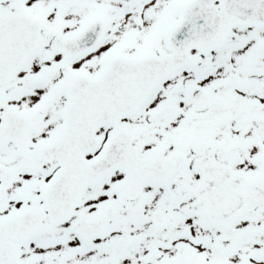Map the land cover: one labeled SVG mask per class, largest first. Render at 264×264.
I'll return each mask as SVG.
<instances>
[{
  "label": "snow or ice",
  "instance_id": "snow-or-ice-1",
  "mask_svg": "<svg viewBox=\"0 0 264 264\" xmlns=\"http://www.w3.org/2000/svg\"><path fill=\"white\" fill-rule=\"evenodd\" d=\"M0 264H264V0H0Z\"/></svg>",
  "mask_w": 264,
  "mask_h": 264
}]
</instances>
